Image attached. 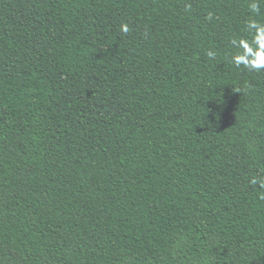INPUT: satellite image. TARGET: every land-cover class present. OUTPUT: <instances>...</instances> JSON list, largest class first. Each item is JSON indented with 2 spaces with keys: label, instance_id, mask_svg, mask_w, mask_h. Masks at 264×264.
<instances>
[{
  "label": "trees",
  "instance_id": "16d2710c",
  "mask_svg": "<svg viewBox=\"0 0 264 264\" xmlns=\"http://www.w3.org/2000/svg\"><path fill=\"white\" fill-rule=\"evenodd\" d=\"M251 2L0 0V264H264Z\"/></svg>",
  "mask_w": 264,
  "mask_h": 264
},
{
  "label": "clouds",
  "instance_id": "9594fccd",
  "mask_svg": "<svg viewBox=\"0 0 264 264\" xmlns=\"http://www.w3.org/2000/svg\"><path fill=\"white\" fill-rule=\"evenodd\" d=\"M249 8L252 13H259L260 4L257 0H252ZM246 29L251 35V39L241 38L232 40L233 47L236 51L231 56V62L237 68L242 66L249 71L264 70V23H260L256 19H250L247 22ZM121 30L127 32L128 26L126 24L122 25ZM207 55L210 58H214L216 54L209 51ZM251 183H259L264 187V180H259L255 177Z\"/></svg>",
  "mask_w": 264,
  "mask_h": 264
}]
</instances>
